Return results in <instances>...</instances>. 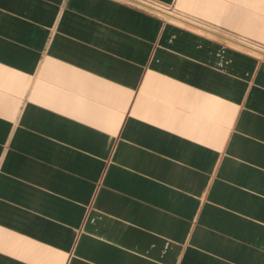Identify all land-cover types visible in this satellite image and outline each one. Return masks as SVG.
<instances>
[{"label": "crops", "instance_id": "obj_1", "mask_svg": "<svg viewBox=\"0 0 264 264\" xmlns=\"http://www.w3.org/2000/svg\"><path fill=\"white\" fill-rule=\"evenodd\" d=\"M134 1L0 0V264H264V0Z\"/></svg>", "mask_w": 264, "mask_h": 264}, {"label": "built area", "instance_id": "obj_2", "mask_svg": "<svg viewBox=\"0 0 264 264\" xmlns=\"http://www.w3.org/2000/svg\"><path fill=\"white\" fill-rule=\"evenodd\" d=\"M124 1H133L134 4H136L137 6H140V7H145V8H148V9H151L155 12H158V13H161V14H164V15H170L167 13V11L163 8H160L159 6H152L150 4H147V3H144V2H136L134 0H124Z\"/></svg>", "mask_w": 264, "mask_h": 264}, {"label": "rangeland", "instance_id": "obj_3", "mask_svg": "<svg viewBox=\"0 0 264 264\" xmlns=\"http://www.w3.org/2000/svg\"><path fill=\"white\" fill-rule=\"evenodd\" d=\"M166 11H167V10H166ZM167 13H168V14H174V15H176L178 12H177V11H174V10H172V11H171V10H168ZM249 52H250V51H249ZM253 54H254V53H253Z\"/></svg>", "mask_w": 264, "mask_h": 264}, {"label": "bare ground", "instance_id": "obj_4", "mask_svg": "<svg viewBox=\"0 0 264 264\" xmlns=\"http://www.w3.org/2000/svg\"><path fill=\"white\" fill-rule=\"evenodd\" d=\"M215 36H217L216 34H215ZM217 37H220V36H217ZM221 38H223V37H221ZM225 39V38H224Z\"/></svg>", "mask_w": 264, "mask_h": 264}]
</instances>
